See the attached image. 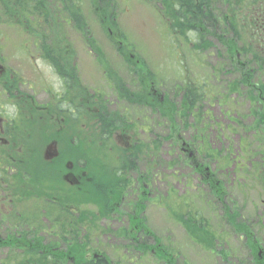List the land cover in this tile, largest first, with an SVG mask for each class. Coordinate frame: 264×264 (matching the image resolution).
<instances>
[{
  "label": "rangeland",
  "instance_id": "obj_1",
  "mask_svg": "<svg viewBox=\"0 0 264 264\" xmlns=\"http://www.w3.org/2000/svg\"><path fill=\"white\" fill-rule=\"evenodd\" d=\"M78 3L80 13L84 14L86 23L90 27L92 38L105 59L102 58V61L96 59L87 47L85 39L72 26L66 25V28L59 31L60 35L65 36L76 51L83 84L113 97L104 73L105 64L109 63L119 71L127 82H130L132 77L127 73L122 58L112 47L113 42L108 37L107 27L102 26L93 13L91 0H78ZM109 13L107 26L123 34L124 43L131 47L130 51L136 54V58L142 60L144 76L149 80L156 78L159 84L161 81L159 92L163 100L169 97L179 103L180 94L178 91L174 94L172 92L174 87L182 84L183 80L189 81L188 85L191 89L202 88L205 96L196 103L194 114L191 113L185 116L186 118L177 120L182 126H179L177 132L181 135V140L195 147L199 160L206 163L205 166L209 171L215 174L213 175L215 180L222 182L219 185L220 193L214 195L210 189V184L213 185L211 188L215 187L212 181H209L205 187L199 180L200 175L183 165L182 159L176 158L173 164L171 162L173 148L169 141L172 132L169 123L167 119H161L159 114L158 120L154 116L157 124L148 127L146 125L147 133L142 132V129L134 131L136 141H140L138 146L141 153L138 159L132 158L127 161L130 167L134 168L128 170L133 172L129 174L130 181L133 182L143 175L153 183L155 189L153 201H148L143 211L145 228L152 230L159 242L164 243L163 247L168 248L173 264H255V256L259 248L264 255V183L257 178V175L260 176L264 172V138L259 130H254L255 115L249 113V109L253 106L260 107L259 102L241 85L230 93L228 85L233 82L234 76L229 71L230 67L223 64L221 56L225 54L219 44L214 42V46L210 49L197 50L193 47L196 38L192 33L188 32V38L179 35L174 38L175 33L171 31L169 22L161 15L159 0H113ZM112 17L114 20L111 19ZM0 54L15 66L17 75L25 78L29 83L26 91L38 102L45 103L49 100L50 90L60 89L58 75L54 73L50 64L41 58L38 41L33 38L30 30L25 32L11 26L2 15H0ZM257 79L264 81V77L262 78L259 73L255 76L253 74V81ZM3 100L6 101L5 96H0L1 105ZM165 105L164 102V108ZM5 108L11 111L7 103ZM142 110L143 113L151 116L150 111ZM127 112L130 113V118L136 115L130 106ZM146 117H143V120ZM200 119L206 124L202 132L200 126L196 124ZM145 124L143 121L144 128ZM38 133L40 134V131ZM99 133L91 130V146L95 145L102 150L97 157H100V161L104 164L95 165L94 162L98 160L93 156L91 163H88L87 156L91 154V148L83 144L89 141L88 137H85L87 130L81 126L74 137L82 140L75 149L78 159H75L77 157L74 154L67 152V146L64 147V151L80 165L85 161L87 163L84 165L85 168L89 167L91 171L97 172L93 168L99 166L106 175L111 176V172L116 171L114 168L118 169L121 165L115 162L113 153L116 152V155L121 153L123 141L119 138L117 139L119 142L115 141L116 137L113 140V134L105 139L108 145L114 146L113 149L108 150L105 144H100ZM38 143L35 144L39 146ZM48 171L51 174L56 170L48 169ZM12 174L13 172L9 170L0 169L2 178L8 179ZM61 192L66 197L72 195L67 189ZM219 198L227 204L229 212L233 211L231 217L226 214V210L224 212V209H221L222 204L219 202L222 201H219ZM35 203V201L31 202V204ZM27 208L30 207L24 204L18 207L21 211ZM82 209L90 211L92 206L84 205ZM127 209L129 211L123 205L107 219L97 221L96 232L93 231L94 227L86 228L90 230L88 236H85L86 231L78 230L79 237H83L81 240L86 243L84 244L86 249L88 246L91 252L94 248L99 249L107 255L111 264H165L164 259L149 252L142 255L134 251L123 255L126 243L120 233L128 230L129 238L132 237L130 226L133 224H129L126 219L131 213V207L128 206ZM189 213L195 220L204 223L205 230L214 235L216 239L212 244H210L212 238L203 233L201 236L202 231L197 227H191L190 231H195L198 238L196 240L190 238L186 225L184 227L177 218L185 219L184 217L189 216ZM237 214L241 218L239 221L236 220ZM84 220L88 221V218L85 217ZM236 222L245 224L249 222L253 227L250 231L256 239L255 246L251 237L238 230L237 226L240 224H235ZM84 226L87 227V224L85 223ZM43 230L58 235L55 228L45 227ZM147 242L153 244L151 239Z\"/></svg>",
  "mask_w": 264,
  "mask_h": 264
},
{
  "label": "flooded vegetation",
  "instance_id": "obj_2",
  "mask_svg": "<svg viewBox=\"0 0 264 264\" xmlns=\"http://www.w3.org/2000/svg\"><path fill=\"white\" fill-rule=\"evenodd\" d=\"M262 21H264V17ZM263 24L264 22H262V25ZM109 31L111 33V30ZM120 47L121 45H118V48ZM130 57L133 58L134 54L130 53ZM123 62L133 65L131 69H126L127 73L132 77L130 82H127L122 75H120L119 71L113 68L106 70V79L111 87L113 97L101 91L92 90L86 85H82L87 88L88 91L84 100L81 98L78 99L75 96L72 97L70 88H74V86H70L63 77H58L60 89L55 92L52 91L53 93L51 92V95L49 94L48 101L45 103L38 102L36 106L37 112L40 113L45 123L47 122L50 108L56 110V116H54V121L51 123V126L56 127L54 133L63 136L57 139L52 138L47 142L45 139H42L46 138V136L41 133L37 134L34 140L31 138L29 126L22 120L23 116H28L29 119L31 118L30 98L32 96L26 91V89L29 88V83H27L25 78L17 75L15 66L11 65L10 61H7L4 56L0 54V96H5L6 99V101L3 100V105L0 104V154L7 155V157L11 159L12 166L8 169L9 172L22 173L24 179L23 183H20V180H6L0 177V264H16V251L23 253L24 250L36 251L37 255H45L52 252L57 254L59 258H63L62 260H65L66 264H79L80 256L91 260L98 256L105 255L97 248H94L91 252L90 246H88L87 249L84 248L85 252L80 251L81 243L78 240L77 225L80 219L84 220L85 217L88 218L87 223L92 227L96 226L95 224L97 221L108 218L107 215L100 216V207H98L96 201L98 199L97 197H99L97 191L101 189V186H104V191L106 189L108 193L111 192L110 183L112 182V178L110 176L108 178L105 173L99 171V166H94L93 168L95 171L99 172H94L90 175L89 171L84 166L85 164L80 165L75 160L65 159L64 157L59 158V154L61 151H64L65 146L68 147L69 145L66 143L68 140L65 137L69 138V136H71V142L73 143L75 141L74 137H76L80 125V109L88 111L89 113L88 125L90 130L89 137L91 139V115H95L94 117H96V111L98 112L99 110V106H96V99H93L91 96L104 95L103 100L107 111L106 117H104V125L114 131V135L112 134L113 140L116 137L115 141L119 142L117 140L118 138L123 141L121 147L124 149H132L133 146H137L140 142L136 141L134 135L136 129H142V132L147 133L148 130L146 128L149 125L153 126L154 123L157 124V122H155L156 120H154V116H156L158 120V103L163 102V97L159 92L158 82L156 80L151 81L149 87L145 89V81L143 78L139 77L141 67L135 68V66H142V62L140 60L133 61V59ZM258 70V66L256 65L253 66V69H250L254 76L258 74ZM112 72L117 75H113ZM109 74L111 77L114 76L123 80V82L120 83L121 86H115L114 83L109 81ZM137 79L139 80L137 81ZM251 82L256 83V81L252 79ZM253 89V98L257 99L256 101L259 102L260 107H251L249 113L253 115L260 113L264 115V86L256 83ZM128 90H130L132 94L128 93ZM141 91H144V93L141 94ZM138 95L141 96L137 97ZM149 100L152 101V103H150L152 107L149 105ZM6 103L11 107V111L6 110ZM129 106L136 112L135 117H129L130 113L127 112ZM142 109H145L146 112L150 111L151 116L150 114L143 113ZM74 115L75 117H72ZM102 115L104 114L102 113ZM145 115L148 116L146 117ZM179 115H183L180 110ZM179 115L170 113L169 116H165L168 118L169 127L172 132L171 139L169 140L173 148L171 162L174 164L176 158L182 159L183 165L200 175V180H213V172L211 173L208 167L205 166L206 163L199 160L197 156L198 151L194 149L191 143L181 140V135H178L179 133L176 127L180 129V122L177 121ZM143 117H146V119L143 120ZM148 117L151 121H149ZM97 118H95L96 121ZM143 121L146 123L145 128L142 126ZM255 121L256 118H254V122ZM260 121L264 122V120ZM97 124L100 125V122ZM138 124L141 126H138ZM37 142H39V148L43 146L41 151L42 155L31 156L30 151H28V154H22L23 148L36 146L35 143ZM109 146L110 149L114 148L111 144H109ZM49 147L51 150H54V153L57 154L56 156H49L47 151ZM14 151L17 154L14 155ZM7 157L0 156L1 170L4 168L1 164L2 159H6ZM99 158L100 157L95 158L98 160L94 162L95 165L104 164ZM114 159L119 162V156L115 155ZM54 160H57V164L59 165L55 166L56 171L48 174L47 163ZM32 162L35 164L37 163L34 167L39 169L40 173H35L38 175L34 183L24 182V170H32ZM53 166L54 165H49L51 168ZM49 175L52 177H49ZM215 183L218 185L220 182L215 181ZM31 187H40L38 189L40 193L21 194V190L26 189L27 191ZM65 189L70 190L72 195L66 197L61 192ZM48 191L58 193L59 195H54L52 198H49ZM155 194L153 183L145 180L144 176L140 175L131 184V187L127 191H124L121 197L115 201V205L118 209L123 205H125L127 211H129V209H127L128 206H135L136 209H138L139 206L141 207L140 211L137 210V214L131 211V215H127V217L130 216L129 218L134 224L133 230L138 228L140 223L141 229H143V211L146 209L147 202L153 201L152 199H154ZM90 196L92 202L88 204L83 203V200H86ZM108 198L111 200V195H108ZM33 201L36 203L31 204ZM21 204L30 208L21 211L18 209ZM84 205H90L92 209L90 211L82 209ZM62 226L66 228L73 227V229L72 231H70V229L61 231L59 235H54L52 231L43 230L45 227L58 228ZM137 236H140V232ZM134 239H136V237H134ZM135 242L140 243L141 240L137 238ZM151 253L155 255L157 252L152 248Z\"/></svg>",
  "mask_w": 264,
  "mask_h": 264
},
{
  "label": "trees",
  "instance_id": "obj_3",
  "mask_svg": "<svg viewBox=\"0 0 264 264\" xmlns=\"http://www.w3.org/2000/svg\"><path fill=\"white\" fill-rule=\"evenodd\" d=\"M112 2L113 0H91L93 5V13L98 17L100 24L107 27L106 30H111V33L108 31V37L113 42V45L116 46V49L118 50V53L121 55V57L124 60H130L131 52L129 51L131 47L124 43L123 34L121 35L115 32V30L113 31L111 27L107 26L109 20L108 16H110L109 10L111 9ZM159 6L160 12L162 13L161 15L169 22L171 31L175 33L174 38L179 36L188 38V32H190L196 38V42L193 43V47H196L197 50L210 49L214 46V42L221 46L225 54L224 56H221V59L224 61L223 64H227V66L230 67L229 71L234 76L233 82L228 85L230 93H233L239 88L240 85L244 86L248 90L247 92L250 94H252L254 90V84L256 85L257 83L261 86H264V81L260 79H257L256 83L251 82V79L253 80V74L250 71V69H253V66L256 65L259 69L258 73L262 76V78L264 77V24L262 25V22H264L262 21L264 17V0H159ZM0 15L4 16L7 20V23L11 26L18 27L25 32H27L28 29L30 30L33 38H36L38 41V52L40 53L41 58L45 62H48L55 73L60 77H63L70 86H74L75 89L70 88V94L72 97L75 96L78 99L81 98L84 100L88 91L87 88L82 86L81 80L78 78L79 75L76 66V52L72 47V44L65 39V36L60 35L59 31L66 28V25L72 26L78 30L85 39L88 47L93 52L96 59L102 61V58L105 59V57L101 55L100 48L97 44H95V40L92 38V33L90 27H88V24L86 23V18L83 16L84 14L80 13L79 11L78 0H0ZM111 19L114 20L113 17ZM118 36H121V38ZM118 45H121V47L118 48ZM134 60L139 59L134 58ZM142 66H135V68L141 67L139 77L143 78L145 81V89H147V87L150 85V82L153 81L154 78L150 80L147 79V77L144 76L145 74L143 73L144 70ZM105 67L107 70L109 68L112 69L107 64H105ZM131 67H133V65ZM131 67H128V69ZM181 72L183 73V71ZM112 74L117 75L113 72ZM108 79L118 87L121 86L120 83L123 82V80H120L118 77H111L110 74L108 75ZM138 80L139 79H137V81ZM188 82V80H183L182 84H180L178 87H174L173 89V94L177 91L180 94L179 103L173 99H170L169 97L165 98L163 102L158 103V112L161 119L166 115L169 116L170 113L179 115V110L183 114L181 118H186L193 112L194 109H196V103L201 101L205 95L200 87L197 89H191L188 85ZM128 93L132 94L130 90H128ZM143 93L144 91H141V94ZM103 96V94L95 97L91 96L93 99H96V106H99L98 112L96 111V117H94L95 115H91V130L100 132V144H105V147L109 150L110 146L107 144V140L105 141V139L111 137L114 131L109 129L108 126L104 125V117H106L107 111L105 109ZM140 96L141 95H138L137 97ZM30 99L31 118L29 119L28 116H23L22 120L26 125L29 126L31 138L34 140L35 136L39 134V131L41 134L46 136V138L42 139H45L47 142H49L52 138L57 139L58 137H62L63 135H57L54 133V131H56V127L51 126V123L54 121V116H56V110L54 108H50L49 114L47 116V122L45 123L41 118L40 113H38L36 110V100L33 98V96ZM164 102L166 104L165 108L163 106ZM150 103H152L151 100H149V105L151 106L152 104ZM102 113L104 115H102ZM79 114V126L87 130V136L85 137H88L87 140L89 142L83 144H86L89 148H91V154L89 153V156H87L89 159L88 163H90L91 156L97 157L99 152L102 153V150L95 145L91 146V139L89 137L90 130L88 125V111L80 109ZM256 115L257 118L259 117L261 120H264L263 114L258 113ZM72 117H75V115ZM95 118H97V121ZM98 122H100V125L97 124ZM198 123L200 124L201 121L198 120ZM176 129L178 130L177 127ZM254 129L256 131L259 130L261 132V136L264 138V122L257 121ZM65 138L68 140L66 143L69 144L66 148L67 152L74 154L75 157H77L75 149L78 148L79 143H82V140L76 138L74 139L75 141L73 140L74 144H72L71 136H69V138ZM42 149L43 146L39 148L38 145L29 148H23L22 154H28V151H30L31 156L42 155ZM120 150L121 153L117 154V156H119V163L121 165L120 167L118 166V169L117 167L114 168L116 171L111 172V192L108 193L106 189L104 191V186H101V189L97 191L99 197H97L98 199L96 203L98 207H100V216L107 215L109 217L110 215L117 212L118 207H116L115 201L118 200L122 193L127 191L131 187V184L135 181H130L131 179L129 174L133 172L128 170L134 168L130 167V164L127 161L132 158L138 159L139 154L141 153L140 147L137 145L133 146L132 149L122 148ZM69 153L61 151L59 158L64 157L65 159L72 160L78 159V157L75 159L70 158L69 155H67ZM13 154L15 155L17 153L14 151ZM0 156L7 157V155L4 154H0ZM116 163H118V161ZM1 164L4 167L2 171H8L10 166H12L11 159L8 157L6 159H2ZM81 164L87 163L83 161ZM35 165H37V163L35 164L32 162V170H24L26 173H23L25 177L24 182L27 181L29 183H34L37 175L40 173L39 169L34 167ZM47 165V172L50 174L48 169L56 170L55 166H58L59 164H57V160H54L52 162H48ZM49 165L54 166L51 168ZM86 168L90 175L94 173L89 167ZM99 171L105 173L103 170ZM49 177L52 176L49 175ZM257 178L259 180L261 179L264 183V172L262 175L260 174V176L257 175ZM10 179L20 180V183H23L24 180L22 173H13L10 175V178L6 180ZM144 179L147 180L145 176ZM210 185L211 187L213 186L212 184ZM217 186L218 185H215L213 188L210 187L214 195L220 193L219 186ZM39 188L40 187H31L27 191L24 189L21 190V194H35L36 191L40 193L38 190ZM48 192L49 198H52L54 195H59L55 192ZM108 195H111V200L108 198ZM219 201L222 200L219 198ZM89 202H92L91 196L86 200H83V203L88 204ZM222 205L225 206V204ZM140 209V206L138 209L133 206L131 211H133L134 214H137V210L140 211ZM190 213L189 216L186 215L184 217L185 219H182L181 217L177 218L184 225V227L186 225L187 232L194 240H196L198 236L196 235L195 231H190V229H192L191 227H197L200 229L202 231L201 236L203 233L205 236L212 238L210 242V244H212L216 239L214 235L205 230L204 227L206 225L201 223V221L195 220L193 216L191 217ZM226 214L230 217L232 216V212H229V207H226ZM239 216L240 215L237 214V221L241 220ZM87 222L88 221L80 219V222L77 225L79 232L86 231L85 236H88L90 233V230H87L86 228L91 229L92 227ZM85 223L87 224V227L84 226ZM230 223L232 224L231 221ZM235 224H240L237 226L238 230L241 233L244 232L247 234V237H251L252 244L254 243L253 246H255L256 240L251 235L250 227L243 222H236ZM140 228L141 227H138V232H140V235L142 237H148L150 231L145 227L139 230ZM55 229L58 231L59 235L61 231H66L68 229L72 231L73 227L66 228L65 226H62ZM233 229L236 231L235 227H233ZM127 231H124V234L123 231L120 233V236L126 243L125 247L123 248V252H125L123 255L134 251L144 253L148 252L147 245L139 246L135 244V240L139 238V236H136V239H134L135 236H132L133 240H131V238H129V232ZM79 239V242L81 243L80 251L85 252L86 243L81 240L83 237H79L78 240ZM155 240L156 246H154V249L158 253L159 258L164 259L165 264H173L172 256L169 253L168 248L163 247L164 243L159 242V239L157 240L155 238ZM263 258L264 256L260 258L257 254V256H255V264H264ZM62 259L63 258H59L57 254L52 252H49L45 255H37L36 251L34 252L24 250L23 253L16 252L15 255V261L17 264H66V261ZM79 264H111V262L108 260L106 255L98 256L91 260L80 256Z\"/></svg>",
  "mask_w": 264,
  "mask_h": 264
},
{
  "label": "water",
  "instance_id": "obj_4",
  "mask_svg": "<svg viewBox=\"0 0 264 264\" xmlns=\"http://www.w3.org/2000/svg\"><path fill=\"white\" fill-rule=\"evenodd\" d=\"M49 149H51V148H49ZM54 155H56V153H50L49 154V156H54Z\"/></svg>",
  "mask_w": 264,
  "mask_h": 264
}]
</instances>
